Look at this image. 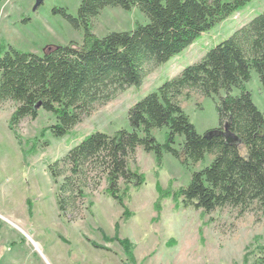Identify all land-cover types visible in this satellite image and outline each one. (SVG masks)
<instances>
[{
	"label": "trees",
	"instance_id": "1",
	"mask_svg": "<svg viewBox=\"0 0 264 264\" xmlns=\"http://www.w3.org/2000/svg\"><path fill=\"white\" fill-rule=\"evenodd\" d=\"M249 1L79 0L75 16L64 8H53L54 15L82 32V40L51 45L42 54L0 45V102L13 103L9 130L20 139L15 128L25 118L35 119L42 110L54 119L48 127L50 134L66 136L95 107L130 87H139L154 68ZM106 7L137 8L146 23L97 37L93 20ZM252 71L264 90V11L130 106L129 130L122 128L112 134L95 130L46 165L56 184L60 217L66 223L76 220L86 189L95 191L102 182L105 192L122 205L130 187L145 182L136 163L141 147L153 153L158 167L165 153L185 167L202 162L206 155L212 157L209 164L191 171L186 186L170 192L156 184L160 197H172L177 207L204 213L229 207L240 215L254 211L264 218V115L245 86ZM191 93L215 101L218 127L227 123L240 145L226 143L221 135L207 137L196 131L180 101L182 96L189 99ZM163 128L165 141L159 143L153 131ZM86 240L92 247H100ZM106 240H117L130 254V243L119 239L118 229L113 239ZM257 255L253 264H264V245Z\"/></svg>",
	"mask_w": 264,
	"mask_h": 264
},
{
	"label": "rangeland",
	"instance_id": "2",
	"mask_svg": "<svg viewBox=\"0 0 264 264\" xmlns=\"http://www.w3.org/2000/svg\"><path fill=\"white\" fill-rule=\"evenodd\" d=\"M78 4L79 0H45L33 11L34 0H0V45L42 54L51 45L80 43L82 32L52 13L53 8H64L75 16ZM262 11L264 0L249 1L154 68L139 87H130L95 107L62 138L50 134L48 127L54 119L40 110L35 119L25 118L15 128L17 139L8 128L13 103L0 102V264H253L258 248L264 245V218L259 213L240 215L229 207L204 213L177 207L172 197H160L156 189V184L170 192L186 186L191 171L209 164L210 155L185 167L165 153L158 167L153 153L138 147L136 163L144 174V184L130 187L122 205L105 192V182L95 191L86 189L82 211L71 223L58 213L56 184L46 165L95 130L109 134L129 130L130 106L178 75L184 66L199 61L208 48ZM145 23L137 8L106 7L93 20V33L102 37ZM245 86L264 115V90L255 72ZM180 101L199 134L218 127L212 98L191 93L189 99L182 96ZM165 133V128L158 129L153 136L163 143ZM117 229L119 239L130 243L129 255L117 240H106L113 239ZM86 238L100 247H92Z\"/></svg>",
	"mask_w": 264,
	"mask_h": 264
},
{
	"label": "water",
	"instance_id": "3",
	"mask_svg": "<svg viewBox=\"0 0 264 264\" xmlns=\"http://www.w3.org/2000/svg\"><path fill=\"white\" fill-rule=\"evenodd\" d=\"M44 1L45 0H34L33 11L36 10ZM213 135L215 136L221 135L226 141V143H229V144L240 145L241 143L238 137L229 131L227 123H225L222 126V128L217 127L216 129L209 130L205 133V136L207 137H210Z\"/></svg>",
	"mask_w": 264,
	"mask_h": 264
},
{
	"label": "bare ground",
	"instance_id": "4",
	"mask_svg": "<svg viewBox=\"0 0 264 264\" xmlns=\"http://www.w3.org/2000/svg\"><path fill=\"white\" fill-rule=\"evenodd\" d=\"M35 244V243H34ZM36 245V244H35Z\"/></svg>",
	"mask_w": 264,
	"mask_h": 264
}]
</instances>
